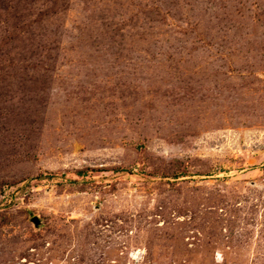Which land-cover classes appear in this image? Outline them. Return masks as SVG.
Returning a JSON list of instances; mask_svg holds the SVG:
<instances>
[{
  "label": "rangeland",
  "instance_id": "1",
  "mask_svg": "<svg viewBox=\"0 0 264 264\" xmlns=\"http://www.w3.org/2000/svg\"><path fill=\"white\" fill-rule=\"evenodd\" d=\"M0 264H264V0H0Z\"/></svg>",
  "mask_w": 264,
  "mask_h": 264
}]
</instances>
